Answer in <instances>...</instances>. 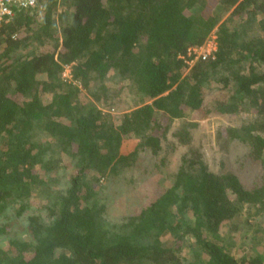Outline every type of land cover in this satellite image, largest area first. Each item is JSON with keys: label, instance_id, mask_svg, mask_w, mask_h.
I'll return each mask as SVG.
<instances>
[{"label": "trees", "instance_id": "16d2710c", "mask_svg": "<svg viewBox=\"0 0 264 264\" xmlns=\"http://www.w3.org/2000/svg\"><path fill=\"white\" fill-rule=\"evenodd\" d=\"M213 32L214 56L190 64ZM126 91L128 111L98 104ZM212 115L234 120L237 172L196 142ZM140 179L150 190L109 219L105 186ZM37 192L47 217L27 215L0 264H264V0H40L4 23L0 218Z\"/></svg>", "mask_w": 264, "mask_h": 264}, {"label": "rangeland", "instance_id": "374dc122", "mask_svg": "<svg viewBox=\"0 0 264 264\" xmlns=\"http://www.w3.org/2000/svg\"><path fill=\"white\" fill-rule=\"evenodd\" d=\"M70 69H65L64 75H70ZM113 81H109L111 85ZM117 87L116 84H112ZM129 91V89L127 90ZM123 93L121 96L122 100L118 102L115 108H104L102 103H98L101 105L103 109L111 110L114 114H121L122 112L130 110L134 105H136L135 100H133L132 96L128 92ZM130 92V91H129ZM217 89L210 91L208 94V98L214 97L217 94ZM130 94V96L128 95ZM120 99V98H117ZM200 118L199 115H193L192 118ZM234 120L228 117L216 116L212 115L207 118L200 120V128L195 133V138L197 144L202 145V150L205 154V159L208 165L213 170H221V169H230L232 171L237 172L238 168V157L242 156L246 151L245 146L238 143L237 141H229L226 135V132L222 131L221 127L232 125ZM180 123V119H176L173 122V126L176 127ZM173 127V128H174ZM220 132V134H219ZM220 135V136H219ZM181 150H185L182 148ZM181 152V151H180ZM180 153L178 152L175 156L174 160L169 165V171H174L177 166V162L179 161ZM67 161V160H66ZM141 161L143 164H149L150 154L147 151L141 153ZM69 161H67L68 163ZM140 174V169L134 170L133 174L131 172H127L126 175L128 177L137 178ZM142 179L145 176H141ZM65 178H63V181ZM141 180V179H140ZM143 181H139V186L144 187L143 190L137 185L134 188L135 184H107L102 191L104 202L107 205V217L111 220H120L121 217L128 212V210L134 206L137 201L140 199V194L144 190H150V185H146L142 183ZM121 183V182H120ZM47 200L40 193H35L31 197V205L28 207V210L21 217H17L14 215L13 210H9L10 217L0 218V225L5 224L7 222H11L10 230L8 234H0V247L7 246L8 240L13 238L14 236L24 238L26 234V224H27V215L32 213L40 214L43 217H47V209L46 204ZM163 240L170 244V239L168 236H164Z\"/></svg>", "mask_w": 264, "mask_h": 264}, {"label": "built area", "instance_id": "2783aa9c", "mask_svg": "<svg viewBox=\"0 0 264 264\" xmlns=\"http://www.w3.org/2000/svg\"><path fill=\"white\" fill-rule=\"evenodd\" d=\"M40 4V0H0V27L11 21L14 16L25 10L36 8ZM217 50V35L215 32L211 34L206 43L200 47H193L189 49V55L193 56L188 62L192 64L198 58H208L214 56ZM70 67L67 66L66 70Z\"/></svg>", "mask_w": 264, "mask_h": 264}]
</instances>
